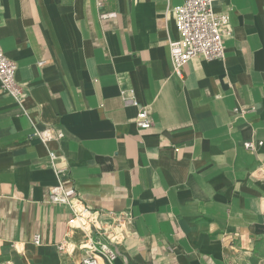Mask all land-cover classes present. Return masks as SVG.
Segmentation results:
<instances>
[{
  "label": "crops",
  "instance_id": "1",
  "mask_svg": "<svg viewBox=\"0 0 264 264\" xmlns=\"http://www.w3.org/2000/svg\"><path fill=\"white\" fill-rule=\"evenodd\" d=\"M178 3L0 0V46L25 93L20 108L0 89V264H81L69 206L48 200L50 149L65 188L124 215L117 264H264V0H216L224 59L195 58L181 78L168 51ZM30 118L62 139L30 137Z\"/></svg>",
  "mask_w": 264,
  "mask_h": 264
},
{
  "label": "built area",
  "instance_id": "2",
  "mask_svg": "<svg viewBox=\"0 0 264 264\" xmlns=\"http://www.w3.org/2000/svg\"><path fill=\"white\" fill-rule=\"evenodd\" d=\"M215 1L180 0L171 10L178 36L168 39V51L172 71L179 78L182 77L184 65L195 58L206 61L224 59L223 38L231 34V27L227 15L215 12ZM16 71V62L9 59L0 46V89L13 97L22 108L25 93L16 80ZM120 98L125 105L138 108L134 122L139 129L151 127V117L147 109L136 100L133 89H121ZM234 111L242 110L234 108ZM23 114L27 115L26 110H23ZM31 121L30 137L39 139L43 144L62 139L63 132L60 129L52 125L37 127L32 119ZM260 145L262 141L243 142V147L251 151H256ZM47 157L48 165L56 177V184L50 187L48 200L69 206L72 217L67 223V235H73L75 231L80 233V237L72 246L83 251L81 264H117L119 253L116 245L123 240L119 227L125 220L124 215L87 205L73 187L65 188V182L68 180L65 157L52 149L48 150ZM38 242L39 238L35 236L33 243ZM67 246L68 242L62 241L58 250L65 251Z\"/></svg>",
  "mask_w": 264,
  "mask_h": 264
}]
</instances>
